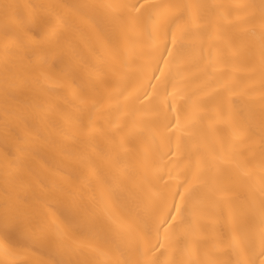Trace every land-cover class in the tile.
I'll return each instance as SVG.
<instances>
[{
	"label": "snow or ice",
	"instance_id": "obj_1",
	"mask_svg": "<svg viewBox=\"0 0 264 264\" xmlns=\"http://www.w3.org/2000/svg\"><path fill=\"white\" fill-rule=\"evenodd\" d=\"M77 23L97 35L89 65L69 55ZM202 30L223 55L218 50L209 60L203 86L180 93L182 122L172 105L188 79L190 40ZM145 49L140 71L151 72L147 86L129 76ZM222 62L228 73L247 76L249 86L237 91L233 75L217 79ZM58 87L74 104L53 138L37 98ZM158 97L167 98V112L153 106ZM148 111L161 113L166 129L223 122L243 147L221 150L206 170L197 160L174 187L161 188L159 165L136 185L128 175L136 161L115 168L120 154L112 147L127 153L126 139L144 138L161 163L173 155L153 122L138 118ZM100 142L108 151H98ZM142 154L148 157L147 148ZM205 189L218 204L238 207L229 206L212 251L197 258L198 193ZM37 253L39 261L29 259ZM0 264H264V0H0Z\"/></svg>",
	"mask_w": 264,
	"mask_h": 264
},
{
	"label": "bare ground",
	"instance_id": "obj_2",
	"mask_svg": "<svg viewBox=\"0 0 264 264\" xmlns=\"http://www.w3.org/2000/svg\"><path fill=\"white\" fill-rule=\"evenodd\" d=\"M18 2L71 4L84 2V0H18ZM121 2H135V0H121ZM149 2H151V0H149ZM171 2H177V0H171ZM178 2H184V0H178ZM192 2L232 3L244 2V0H192ZM69 39L74 45L69 55L79 58L85 65L91 64L92 61L88 55V48H96L99 43L95 31L87 23H77L76 30L70 33ZM190 43V55L186 58L187 63L185 68L188 79L184 84L177 86L178 94L175 97V104L172 105L173 110L180 113L182 122L184 105L183 101L180 99V93H191L198 87L203 86L207 80L203 73L209 60H215L217 58L218 50L220 55H223L222 48L215 40L214 36L210 35L207 30H202L194 34ZM148 59L149 57L145 49L143 57L140 60L133 61L129 72L132 81L143 79L147 86L148 78L151 77V72H141L140 65ZM154 66L155 65H153V67ZM160 67L163 68L162 63ZM218 67L220 71L217 73V79L221 76L226 78L228 75H233L238 82L237 91L249 86V79L242 72H237L235 74L228 73L223 62L219 64ZM156 75L158 76L159 72H157ZM167 75L168 73L166 70V76ZM161 79L163 82L164 78ZM151 83L156 84L157 82L153 79ZM159 90L160 86L158 85V91ZM148 91H151L150 87ZM172 91V87L168 86V95H171ZM161 101H163L162 104ZM37 102L42 106L45 126L50 136L55 138L58 127L73 114L74 101L72 95L66 87H58L39 96ZM156 105H160L164 112H167L169 109V102L166 97L154 99L153 106ZM121 116L123 117L124 114L121 113ZM137 116L138 118L149 119L153 122V126L156 128L161 140V147L164 151H168L169 147H171L173 155L164 157L161 163L159 153L155 150V147L150 141L144 138L134 140L126 139L124 148L128 149L127 153H125L119 145L112 147L111 152L120 154L119 159L113 160L112 162L115 168L122 169L129 160L136 161V166L131 168L128 173L130 180L136 185L144 184L143 172L145 170H151L153 166L159 165L164 173L163 179L160 181L161 188H164V182H167L169 187H174L178 180L183 179V174L185 172L190 169L195 170L197 160L201 161V168L206 170L209 159L218 156L221 150L227 151L233 144L237 149L243 147L232 141L230 130L223 122L213 121L211 126H209L207 122H202L195 126L183 128L182 130H175L164 128L162 114L156 111L140 112ZM121 122H123V120ZM129 125H131L130 121ZM177 139H179L180 143L179 151H176ZM97 148L98 151L101 152L108 151L107 146L103 142H100ZM143 148H147L148 150L147 158L142 154ZM58 159L59 156L57 155L56 158L50 160V163L55 164ZM255 178L258 187V170L255 172ZM182 190L183 189H181V191ZM198 195L202 199V204L200 214L196 220V227L198 229L196 257L203 258L205 252L210 253L212 251L217 236L224 231L227 224L229 206L233 210H236L238 204L232 201L229 206L220 205L217 203L216 195L206 189L202 190ZM177 203H179L178 197ZM40 258V254L38 253L29 257V259H34L36 261H39Z\"/></svg>",
	"mask_w": 264,
	"mask_h": 264
}]
</instances>
